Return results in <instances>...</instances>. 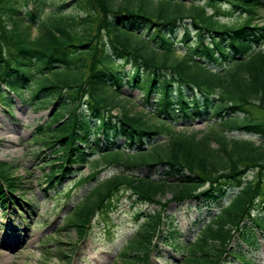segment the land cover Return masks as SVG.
Wrapping results in <instances>:
<instances>
[{
    "label": "trees",
    "instance_id": "trees-1",
    "mask_svg": "<svg viewBox=\"0 0 264 264\" xmlns=\"http://www.w3.org/2000/svg\"><path fill=\"white\" fill-rule=\"evenodd\" d=\"M69 4L76 13L66 10ZM263 4L0 0V105L10 107L17 97L35 109L56 108L35 137L57 153L45 163L52 193L73 173L70 165L91 164L84 180L93 182L101 165L121 167L67 214L64 225L75 228L78 240L125 189L133 203L153 208L136 209L140 226L117 255L122 263L148 264L163 239L182 254L172 264H256L264 237V24L252 21ZM241 10L239 23L219 18ZM125 86L141 93L151 118L130 114ZM196 118L205 130L175 129ZM163 134L166 141L153 143ZM94 152L100 159L90 161ZM12 169L0 161L2 211L20 187ZM145 169L158 171L137 174ZM167 192L171 197L162 201ZM184 200L207 210L191 239L178 241L164 206Z\"/></svg>",
    "mask_w": 264,
    "mask_h": 264
},
{
    "label": "rangeland",
    "instance_id": "rangeland-1",
    "mask_svg": "<svg viewBox=\"0 0 264 264\" xmlns=\"http://www.w3.org/2000/svg\"><path fill=\"white\" fill-rule=\"evenodd\" d=\"M73 8L69 4L66 10H69V13H76V9ZM221 9L227 10V7L224 5ZM207 10L212 13L214 8L207 6ZM243 14L245 13L242 10L231 11L229 14L219 15V18L230 24L239 23L245 17ZM79 15L82 14L79 13ZM253 16L252 24H264V4ZM181 52V50L178 51V53ZM121 91L125 96L132 97L126 101L130 114L140 113L144 115V118H151L149 108L144 110L140 105L142 95L137 89L125 86ZM9 103L10 107L0 105V161L7 162L13 168L12 175L18 179L20 187H17L14 193L17 201L9 204L6 218L2 217L0 207V264H125L116 255L120 254L119 249L134 232L133 214L136 209H139V212H146L153 206L148 203L144 205V202L137 200V204L133 201L131 204L127 191L121 189L118 192L120 198L116 209H111L107 213L108 216L101 213L95 216L91 229L87 231L83 239L78 240L75 228L64 225L67 214L90 191L93 184L116 174L121 167L101 165L97 180L91 182L84 180L92 172L91 164L70 165L73 173H70L59 189L52 193L45 178L50 165L45 163L55 158L57 153L44 149L35 137L38 132L37 127L49 121L56 108L51 110V107L47 106L35 109L17 97H13ZM113 113H118V109H114ZM152 121L156 122V119L153 118ZM174 126L176 130L186 132L192 129H206L201 118L186 124L182 121L177 122ZM166 139L164 134L159 135L157 141L154 140L153 143L166 141ZM102 140L101 145L106 144L104 139ZM117 142L123 144V138H118ZM89 158L90 161L100 159V154L91 153ZM138 159L137 155L135 161ZM155 170L152 172L147 169L139 170L137 174L151 176ZM61 190L62 193L58 194ZM170 197L171 193L167 192L161 200H168ZM195 204L196 201L184 200L180 206L174 202H168L167 206H164L165 214L175 218L176 228L180 231L178 241L185 240L186 236L191 239L195 234L194 222L206 214L205 207L201 206L197 209ZM37 221L41 224H36ZM111 223L114 224L113 231L108 234L104 229H107L106 224ZM9 241L12 243L10 244ZM59 250L67 257L62 258ZM181 256V253H176L163 239H160L149 264H172L171 259H180ZM253 256L256 264H264L263 236H260V249Z\"/></svg>",
    "mask_w": 264,
    "mask_h": 264
},
{
    "label": "bare ground",
    "instance_id": "bare-ground-1",
    "mask_svg": "<svg viewBox=\"0 0 264 264\" xmlns=\"http://www.w3.org/2000/svg\"><path fill=\"white\" fill-rule=\"evenodd\" d=\"M9 243L11 244L12 242L11 241H9ZM7 260H5V262H6Z\"/></svg>",
    "mask_w": 264,
    "mask_h": 264
}]
</instances>
